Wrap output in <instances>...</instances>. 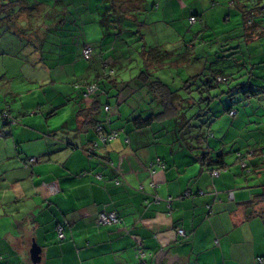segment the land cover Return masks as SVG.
Returning a JSON list of instances; mask_svg holds the SVG:
<instances>
[{
  "label": "crops",
  "instance_id": "1",
  "mask_svg": "<svg viewBox=\"0 0 264 264\" xmlns=\"http://www.w3.org/2000/svg\"><path fill=\"white\" fill-rule=\"evenodd\" d=\"M82 1L55 0L66 10L75 8L79 2L89 16L88 22L97 24V15L90 6L99 7L101 0ZM178 1L115 0L114 11L120 13L118 19L113 21L103 15L99 23L105 27L102 20L108 18L109 22H117L112 26L116 29L123 28L121 22L134 20L137 26L144 27L138 18L141 13L144 23L150 22L147 27L160 23L165 29L164 18L156 20L154 15L148 17L145 13L150 7L157 12L170 10ZM149 2H152L150 7ZM181 4L188 6L189 0H182ZM47 9L37 5V14ZM245 9L240 7L241 11ZM191 17L195 15L190 14L188 21ZM224 17V23L231 21L225 13ZM196 19L194 24L200 22L206 27L205 17L196 16ZM73 20L76 21L49 16L42 26L49 28L47 35L54 31L57 36L62 33L78 36L74 25L77 21ZM263 27L261 20L256 27L258 38L249 40L256 42L264 32ZM236 29L241 31L242 26L236 25ZM243 34L241 31L237 35L239 42L230 39L220 43V52L239 48L235 45L242 42ZM247 41L244 42L252 44ZM45 46L46 42L44 49ZM56 53L55 58L61 59L62 49ZM31 54L39 66L46 68L41 64L44 58L38 47ZM4 55L0 52V67L5 66ZM67 67L69 73L73 67L75 74L70 62ZM66 69L49 71L57 70L61 76ZM116 69V65L101 63L96 82H101L99 75L109 70L117 83ZM85 71L93 72L90 67ZM4 79L6 74L0 78ZM80 85L73 82L63 105L51 99L44 103L35 100L36 87L27 91L29 102L12 87L0 90L13 97L10 104L0 102V114L14 118L0 126V264H264L258 262L259 258L264 259V198L260 197L264 195V148L248 154V158H256L250 161V169L243 164L247 159L237 151V164L248 171L241 169L239 173L235 166L228 168L226 164L227 168L214 177L194 160L193 151L172 144L168 134L160 142L151 128L128 130L124 122L114 123L109 112L103 111L102 105L109 102L102 98L117 99V84H107V95L95 99L99 103L96 112L87 110L90 104L83 102L84 87ZM248 90L255 91L252 86ZM130 92V99L136 96L140 102L150 99L139 85ZM260 95H248L244 99L250 101ZM71 104L77 105L69 120L67 116L62 122L52 124L50 119ZM133 117L135 114L129 120ZM98 121L100 124L95 128ZM98 127L100 133H115V138L101 142ZM216 145L212 154H223ZM101 213H114L120 222L97 225ZM58 225L63 227L62 241L57 237ZM180 230L183 237L178 235ZM32 246L40 249L37 263L31 260ZM139 251L144 254L141 262L137 257Z\"/></svg>",
  "mask_w": 264,
  "mask_h": 264
},
{
  "label": "rangeland",
  "instance_id": "2",
  "mask_svg": "<svg viewBox=\"0 0 264 264\" xmlns=\"http://www.w3.org/2000/svg\"><path fill=\"white\" fill-rule=\"evenodd\" d=\"M28 1L31 5L38 4L40 8L48 9L47 12H41L39 15L29 16L28 21L19 22L16 30L23 31L24 35L15 34L14 31L13 34L12 31L8 33L5 29L2 30L0 52L6 54L2 56L6 58L5 66L0 67V78L6 74V79L0 80V90L6 89L7 91L10 89L9 87H12V90H19L21 96H26L23 100L29 102L31 98H28L29 94L27 91L36 87L34 90L35 100L44 103L51 99L55 104L63 105L66 104L65 97L67 98L70 86H72L74 81L81 84V87H84L85 83L87 85L96 82L95 75L100 72V64L104 61L113 67L116 65L118 98L113 97L106 100V96H104L105 98L102 96L100 89H104V87L107 89V83L101 84L104 87L99 85L97 92L82 100L89 105L95 97H103L102 100L104 102H109L111 110L108 115L115 119L114 123L118 121L124 122V126L127 124L129 126L127 129L131 130L133 128L132 124L127 123V120L133 114L136 116L141 112L144 117H147L152 111V107L147 102L137 100L138 96L131 99L128 97L131 94L130 89L137 85L134 79L143 68V60L140 55L143 49L156 48L164 54L166 52L172 54V58L170 57L171 60L167 64L168 66L164 68L165 70L154 72L158 78H161L173 88H179L185 80L195 76L197 73H201L208 61L213 70L221 72L224 76L232 75L235 81L229 83V85L221 83L218 89L211 92V96L217 97L211 101L207 114H205L204 110L205 103L187 107L184 113L188 118L196 115L200 116L198 119L196 118L197 120H193L194 123L196 125L201 123L207 125V129H204V132L208 139V144L211 149L214 148V144H217V150L223 153L225 162L229 166L228 168L235 166L239 173L242 170L248 171L250 169V161L256 158L249 157V159L247 157L248 154L264 148V92L259 97H253L250 101H245L244 92L250 89L251 86L255 91L259 90L260 87H262V90L264 89V32L262 31V36L255 40L256 42L250 41V38L247 39V43L251 42L252 44H246L244 42L245 39L241 36L242 42L240 41L238 45H235L239 47L236 51L220 53L222 48L219 44L224 42V40L229 42L230 39L239 42L240 38L237 35L240 36L241 31H243L240 7L244 6L251 13L256 5L264 6V0H189L188 6L182 5V0H179L180 2L178 1L176 6H171V11L165 10L164 12H162V9L159 10L160 12L154 10L153 7H150L153 1L149 2L150 8L145 14L148 17L154 15L157 18L156 20L161 18L163 20L164 18L162 25L165 29L160 27V23L155 26V23H151L147 27L146 24L150 22L144 23V14L141 13L138 18L144 27L137 26L134 20L132 22H121L123 28L115 29L112 26L117 25V22L109 21H105L106 26L101 27L99 19L103 17L105 12L113 10L111 14L113 21L119 16L114 11L112 0H108L107 3H103L101 0L100 3L102 4L99 7H94L95 5L91 4L90 8H94V14L98 18L97 24L88 22L89 16L79 4V2H83L82 0H79L74 5L76 6L75 8H69L68 10L57 4L55 0ZM224 13L225 16H230V22L224 23ZM190 14L205 17L207 19L206 27H203L204 25L198 21L194 25L188 24ZM49 16L62 18V21H69L75 18L77 23L73 24L76 26L79 35L62 33L57 36L54 31L51 35H47L50 32L49 28L42 25ZM260 17L253 16V21L256 24L261 20L264 21V14L262 18ZM236 25L242 26V30L236 31ZM58 29L60 30V28ZM262 29L264 30V27ZM70 31L74 32L73 29H70ZM118 32H120L118 35L121 34L120 37L115 35ZM141 37L144 40H141ZM38 41L46 42L43 51L44 60L41 63L46 68L39 66L35 62L36 57L31 54V51L35 49V43ZM85 45L92 49L91 56L88 59L83 57ZM59 48L62 49L61 59L55 58ZM49 50H51V54ZM233 52L237 54L231 55ZM184 58L187 59V62ZM69 62L70 65L74 66L75 74L72 73L73 67L71 72H68L70 67H67V63ZM188 64H190L189 67H187ZM64 67L67 69L62 71L61 76H58L57 70L49 71ZM87 67H90L94 74L93 72L86 73L85 68ZM51 80H54V82ZM200 80V78L196 80L197 86L200 85ZM32 81L34 83L31 84L30 82ZM196 85L192 86V88L195 89ZM236 85H241L238 87V93L232 90V97H230V92L227 91ZM181 93L182 96L186 95L185 91H181ZM0 96V102L3 104H10L11 100H13L12 95L5 94V92L0 93ZM76 96L75 94L74 97ZM189 96L196 100L199 99L197 91H194ZM76 105L71 104L66 106V108H62L57 116L50 119L52 124L56 123V121L58 123L62 122L67 116L69 120V116L76 108ZM229 108H233L236 111L234 117L229 115ZM117 109L120 114L117 113L118 111L116 112ZM158 110V107H153L154 112ZM9 117L10 119L6 120L0 114V126L14 119L12 116ZM152 132L155 133L154 138H158L160 142L164 137H168L164 131L159 130L157 125L152 127ZM224 135L226 139L223 138ZM213 136H215V139H213ZM237 151L243 156V159H247L243 163L249 166L247 170L242 167V164H237ZM193 152L198 154L200 151ZM217 154L219 153L211 154V157L215 158ZM254 178H256V175ZM39 261L40 255H38L35 263Z\"/></svg>",
  "mask_w": 264,
  "mask_h": 264
},
{
  "label": "trees",
  "instance_id": "3",
  "mask_svg": "<svg viewBox=\"0 0 264 264\" xmlns=\"http://www.w3.org/2000/svg\"><path fill=\"white\" fill-rule=\"evenodd\" d=\"M38 5V4H37ZM37 5H31L28 0H0V39L2 37V30L5 29L6 32L11 33V31L15 32L18 35H24L23 31L16 30L18 28L19 22L23 21V19L29 18V16H35L38 13ZM112 5L115 8L116 3L115 0H112ZM109 12V11H107ZM104 13L108 15L110 18L112 17L113 11L110 13ZM126 13L130 14L133 12L127 11ZM117 14H120L117 12ZM254 14V15H253ZM264 14V6L256 5L253 9V12H249V10L242 11V22H243V37L247 40L249 38H258L259 35H256V24L253 21V16H261ZM103 18V17H102ZM196 18V16H195ZM118 19V18H116ZM115 19V20H116ZM197 20V19H196ZM105 21L107 19L102 20V24L106 26ZM112 22V21H111ZM104 27V26H103ZM2 28V29H1ZM117 29V28H116ZM13 32V34H14ZM256 32V33H255ZM32 43V42H31ZM30 43V44H31ZM40 46H38V44ZM29 44V45H30ZM43 41H38L35 43L34 48L38 46V48L44 51ZM235 49H228L220 53L232 52L236 51ZM237 54L236 52L231 53V55ZM143 60V68L134 79V82L139 85V87L143 88L148 96H150L147 104L152 107L151 113L146 117L140 112L135 117H133L129 122L132 124V127L135 130H143L149 129L157 125L160 131H164L171 139L172 144H177L184 149H188L189 151H200L198 154L194 155V160L206 167L211 172L214 170H225L227 165L224 161V155L219 153L215 158L211 157L212 149L208 144V139L206 138V134L204 129H207V125L205 123H201L200 125H196L193 120L198 119L200 116L196 115L192 118H188L184 113V110L187 107H192L195 105H200L205 103V114L208 112L209 105L211 101L217 96H211V92L218 89L221 83H225L229 85V83L235 81L232 78V75L224 76L221 72L217 70H213L210 66V63L207 61L204 65L202 73H199L189 79L185 80L179 88H173L164 82L161 78H158L154 73L156 71H161L165 66H168V62L171 60L168 54L162 53L160 50L156 48H152L149 50L143 49L140 53ZM104 62V61H103ZM101 62V63H103ZM174 65V64H171ZM190 65V64H189ZM103 69V68H102ZM110 70V69H109ZM105 71L101 75H99L102 79L95 83L99 88V85L102 86L106 84V82L110 85H115V78L111 75L110 71ZM155 71V72H154ZM113 78V79H112ZM200 78V85H196V80ZM220 79V81H219ZM100 83V84H99ZM102 84V85H101ZM196 85L195 89L192 86ZM241 85H236L231 89H228L230 92V97H232V90L235 93H238V87ZM104 87V86H102ZM116 88V85H115ZM102 91V95H107V89H100ZM260 90V91H259ZM257 91L246 90L244 92V98L247 95L250 96H258L264 92V89H259ZM181 91H185L186 95L182 96ZM194 91L198 92L199 99L196 100L192 96H189ZM101 95V94H100ZM97 97L90 103V108L87 109L90 112H96L99 106V103L95 101ZM83 99L85 97L83 96ZM232 99V98H231ZM109 106V112L111 107L109 104L102 105L103 111L104 107ZM153 107H158V111L154 112ZM235 111L233 108H229L228 112ZM108 113V112H105ZM196 119V120H197ZM94 122V121H93ZM100 122H96L94 125L95 128L99 126ZM97 131L100 133L101 128L98 127ZM105 134V133H100ZM111 134V133H110ZM108 135V134H106ZM216 155V154H215ZM264 198V195L260 196ZM259 197V198H260ZM251 204V202L247 203V205Z\"/></svg>",
  "mask_w": 264,
  "mask_h": 264
},
{
  "label": "built area",
  "instance_id": "4",
  "mask_svg": "<svg viewBox=\"0 0 264 264\" xmlns=\"http://www.w3.org/2000/svg\"><path fill=\"white\" fill-rule=\"evenodd\" d=\"M189 22H190V24H194L196 22V18L195 17H191L189 19ZM91 53H92L91 48L86 47L83 50V57L85 59H88L91 56ZM219 81H220V79H219ZM98 89L99 88H98V86L96 84H87V85L84 86L83 96L84 97L91 96L95 92H97ZM109 109H110L109 106L104 107L105 112H109ZM229 115L231 117H234L236 115V111H231L229 113ZM1 117H3L6 120H9L10 119V117L6 113L1 114ZM115 136H116L115 133H111V134H108V135H106V134H100L99 137H100L101 142L106 143V142L114 139ZM157 162H158V164H160V161L159 160ZM219 171L220 170H214V171L211 172V175L215 177V176L218 175ZM119 222H120V220L117 218L116 214H114V213H101V214H99L97 216V219H96V224L97 225H103V226H105V225H112V224H118ZM56 232H57V237H58L59 241L64 240V234H63V227H62V225H58L56 227ZM178 235H180L181 237H183L184 236V232L182 230H180V231H178ZM137 257H138L139 262H141L143 260V258H144V254L141 251H139ZM263 261H264L263 258H259L258 259V262L259 263L260 262H263Z\"/></svg>",
  "mask_w": 264,
  "mask_h": 264
},
{
  "label": "water",
  "instance_id": "5",
  "mask_svg": "<svg viewBox=\"0 0 264 264\" xmlns=\"http://www.w3.org/2000/svg\"><path fill=\"white\" fill-rule=\"evenodd\" d=\"M39 253H40V249L37 246H33L31 251H30L31 260L33 262H35V260L37 259Z\"/></svg>",
  "mask_w": 264,
  "mask_h": 264
}]
</instances>
